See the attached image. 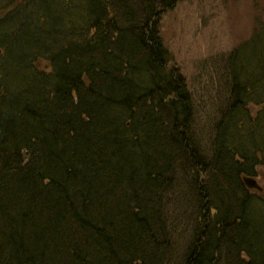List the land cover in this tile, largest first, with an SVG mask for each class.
Listing matches in <instances>:
<instances>
[{"label": "trees", "instance_id": "obj_1", "mask_svg": "<svg viewBox=\"0 0 264 264\" xmlns=\"http://www.w3.org/2000/svg\"><path fill=\"white\" fill-rule=\"evenodd\" d=\"M181 1L0 0V264H264V23L204 141L159 34Z\"/></svg>", "mask_w": 264, "mask_h": 264}, {"label": "rangeland", "instance_id": "obj_2", "mask_svg": "<svg viewBox=\"0 0 264 264\" xmlns=\"http://www.w3.org/2000/svg\"><path fill=\"white\" fill-rule=\"evenodd\" d=\"M259 22L264 23V0H182L161 16L162 45L171 57L169 65L186 76L199 125L224 105L222 58L248 40ZM197 129L200 139L206 141L208 130ZM175 231L172 226L173 238L177 237Z\"/></svg>", "mask_w": 264, "mask_h": 264}, {"label": "bare ground", "instance_id": "obj_3", "mask_svg": "<svg viewBox=\"0 0 264 264\" xmlns=\"http://www.w3.org/2000/svg\"><path fill=\"white\" fill-rule=\"evenodd\" d=\"M240 44V43H239ZM238 44V45H239ZM237 45V46H238ZM237 48V47H236ZM226 56V55H225ZM169 59H171V57L169 56L168 57ZM168 59V60H169ZM167 60V61H168ZM88 83H89V81H88ZM187 87H188V91H189V101H188V104H187V107L186 108H188V112H189V114H188V117H190V115H191V117H192V119H194V122H193V130H194V132L196 131V133H197V135H200V134H198V127H201L202 129L204 128V129H207V130H209L208 128L210 127V125H211V120H207V119H205V123L204 124H202L201 123V125H199V123H196V119H195V111H196V106L194 105V97H193V93H192V90L190 89V87L188 86V84H187ZM72 96H73V100H74V102H76V95H75V93H72ZM160 99V98H159ZM159 99H157L156 100V102H153V103H155L154 104V107L152 108L154 111V115H155V117H156V119L158 120L159 119V121H157V129L155 130L156 131V133H155V136H161L160 138L161 139H163L164 137L163 136H165L166 137V135L170 132L169 130L170 129H166L165 131H166V133H162L163 132V130L162 129H159L160 127L159 126H161L162 125V121H169V120H173L174 119V117H173V115H172V112H168V113H166L165 115L163 114V112H164V110H165V107H169V105H168V103H167V101H165V107H163L162 108V106L160 105V104H162L161 102H160V100ZM161 101H162V99H161ZM211 102H213V100H211ZM215 112L217 113L218 112V109H216L215 110ZM148 115H145L144 114V116H142V117H147ZM150 117H153V116H151L150 115ZM150 117H148V118H150ZM211 119V118H210ZM178 120H182V118H180L179 117V119ZM154 121V120H153ZM174 121V120H173ZM207 121V122H206ZM125 122H127V124H126V126L127 127H130V124H131V122L129 121V120H126ZM171 125H172V123H170ZM201 137V136H200ZM176 154H177V152H176ZM257 170V169H256ZM257 175H254L253 177H254V179H255V181L256 182H258V181H260V182H262V183H264V172H263V170H261V171H259L258 172V170H257V173H256ZM241 177H242V180H243V177H251L250 175H241ZM263 179V180H261V179ZM260 179V180H259ZM185 181V177H183V178H181L180 180H179V183L180 184H183V182ZM184 185V184H183ZM168 189H170L169 188V186H168V188H166V191H168Z\"/></svg>", "mask_w": 264, "mask_h": 264}, {"label": "water", "instance_id": "obj_4", "mask_svg": "<svg viewBox=\"0 0 264 264\" xmlns=\"http://www.w3.org/2000/svg\"><path fill=\"white\" fill-rule=\"evenodd\" d=\"M243 181H244V184L246 185L247 188L249 189H254V188H257L259 189L258 185H257V182L250 178V177H243Z\"/></svg>", "mask_w": 264, "mask_h": 264}]
</instances>
